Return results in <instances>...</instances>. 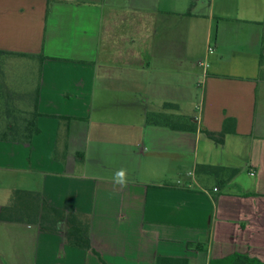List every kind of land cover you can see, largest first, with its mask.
<instances>
[{
    "label": "crops",
    "instance_id": "0c3cea01",
    "mask_svg": "<svg viewBox=\"0 0 264 264\" xmlns=\"http://www.w3.org/2000/svg\"><path fill=\"white\" fill-rule=\"evenodd\" d=\"M263 37L264 0H0V213L40 192L93 247L0 220V264L264 262Z\"/></svg>",
    "mask_w": 264,
    "mask_h": 264
},
{
    "label": "trees",
    "instance_id": "16d2710c",
    "mask_svg": "<svg viewBox=\"0 0 264 264\" xmlns=\"http://www.w3.org/2000/svg\"><path fill=\"white\" fill-rule=\"evenodd\" d=\"M260 63L261 66H264V37L262 40ZM233 122L235 123V120L232 118L226 119L223 130L220 133L211 132L207 129H202V132L213 142L221 145L224 143L227 134L236 132L235 128H229ZM38 132L39 129H32L27 140H30ZM198 171L210 175L222 176L227 174L228 177L222 181L224 184L238 172L237 169H229L216 165H198ZM0 220L35 225L40 230L49 233L63 231L68 245L79 249L93 250L90 240L89 218L85 215L67 212L50 205L40 192L15 190L8 205L4 206L1 210ZM240 260L244 261L242 264H264V262L256 258L240 254L231 255L216 262L211 261L210 264H240ZM156 264H189V262L187 258L158 257Z\"/></svg>",
    "mask_w": 264,
    "mask_h": 264
},
{
    "label": "rangeland",
    "instance_id": "374dc122",
    "mask_svg": "<svg viewBox=\"0 0 264 264\" xmlns=\"http://www.w3.org/2000/svg\"><path fill=\"white\" fill-rule=\"evenodd\" d=\"M21 66V65H20ZM23 68V67H22ZM21 69V68H20ZM20 74L21 72H17V69H12L10 71V78L13 77L14 74ZM1 75V74H0ZM0 80L3 81V78L0 77ZM12 80V79H11ZM11 82V81H10ZM20 83H24L22 80H19ZM26 100H29V99H26ZM13 102V99H10V97H8V95H6V93H3L1 96H0V112H2V114L4 112H6L5 110H11V103ZM14 110H16V107L14 108Z\"/></svg>",
    "mask_w": 264,
    "mask_h": 264
},
{
    "label": "clouds",
    "instance_id": "9594fccd",
    "mask_svg": "<svg viewBox=\"0 0 264 264\" xmlns=\"http://www.w3.org/2000/svg\"><path fill=\"white\" fill-rule=\"evenodd\" d=\"M114 183L124 187L127 184V171L125 169L118 170L114 177Z\"/></svg>",
    "mask_w": 264,
    "mask_h": 264
},
{
    "label": "built area",
    "instance_id": "2783aa9c",
    "mask_svg": "<svg viewBox=\"0 0 264 264\" xmlns=\"http://www.w3.org/2000/svg\"><path fill=\"white\" fill-rule=\"evenodd\" d=\"M209 51H213V48H212V47H210V48H209ZM200 64H201V66H203V65H204V63H203V62H200ZM215 190H217V189H215Z\"/></svg>",
    "mask_w": 264,
    "mask_h": 264
}]
</instances>
